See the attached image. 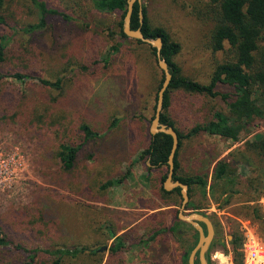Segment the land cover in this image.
I'll use <instances>...</instances> for the list:
<instances>
[{
  "label": "rangeland",
  "instance_id": "1",
  "mask_svg": "<svg viewBox=\"0 0 264 264\" xmlns=\"http://www.w3.org/2000/svg\"><path fill=\"white\" fill-rule=\"evenodd\" d=\"M42 1L65 12L69 20L49 16L45 26L30 31L41 21L27 0H8L2 12L9 20L3 33L10 38V48L27 59L22 65L23 60H14L6 68L19 65L22 72L52 82L62 78L63 89L46 88L37 79L25 84L12 78L2 81L0 146L18 147L26 169L11 188L0 192V228L14 243L0 248V264H54L57 256L45 250L76 247L85 250L62 256L61 264H183L186 247L195 241L191 228H183L180 238L163 230L152 239L157 227L172 226L182 206L172 210L162 201L161 178L168 169L153 166L144 155L151 144L163 75L151 46L122 38L121 14L99 11L92 0ZM142 5L151 25L165 28L182 45L176 61L183 74L209 83L222 55L208 44L211 22L205 15L206 2L143 0ZM115 46L118 51L112 50ZM218 90L232 92L224 85ZM226 107L220 97L174 91L167 114L187 133L213 120L217 111L227 112ZM83 124L99 137L87 140L79 131ZM263 133L264 120H256L236 143L206 133L184 140L179 175L208 174L211 184L219 161ZM83 139L77 170L67 174L56 157L58 146ZM240 173L243 185L231 204L223 206L225 197L220 202L202 198V191L195 197L215 225V238L226 245L211 250L213 264H235L230 242L236 232L244 242L249 228L264 244V220L254 219L252 213L258 206L264 215V194L255 199L258 194L249 183L257 174L243 167ZM125 176L119 186L103 189L109 180ZM118 243L123 249L112 255L111 248ZM17 245L39 252L31 261Z\"/></svg>",
  "mask_w": 264,
  "mask_h": 264
},
{
  "label": "trees",
  "instance_id": "2",
  "mask_svg": "<svg viewBox=\"0 0 264 264\" xmlns=\"http://www.w3.org/2000/svg\"><path fill=\"white\" fill-rule=\"evenodd\" d=\"M30 5L39 12V25L30 26V31L45 26L46 17L59 16L69 20V16L58 9L51 8L42 0H27ZM206 2L205 15L211 22V30L208 37V44L213 53L222 55L214 65L209 83L205 84L192 79L183 74L181 66L176 58L182 51V45L173 40L168 31L163 27H154L150 23L149 13L146 6L136 4L132 15V28L142 27V31L147 38L163 40L162 57L169 64L173 75L171 84L166 91L164 101V112L161 116V122L165 125H171L179 135V148L175 158L174 181H180L189 186L190 201L185 210H191L192 213L204 212V206L201 200H196L197 191H202V198H212L220 202L223 197V206L231 204L232 199L240 193L239 187L243 185L241 180L240 168L251 170L257 174L255 178L249 179L252 188L257 192L259 198L264 194V133L259 135L256 140L248 141L242 149L235 150L229 158L219 161L213 170L212 183L209 184V175H179L181 164L179 162V152L184 140L191 139L201 133L210 136L221 137L234 143L239 142L242 133L248 125L256 120H264V0H201ZM8 0H0V97L2 96V81L6 78H12L22 84L29 80H39L46 88L62 90L63 79L59 78L52 82L31 73H25L19 70V65L7 69L14 60L20 61L22 65L27 59L23 53L16 54L10 48V38L3 33V28L8 25V18L2 14L6 9ZM94 7L102 12L120 13L121 21L119 23V34L122 38H127L123 32V22L127 12V0H92ZM142 10L144 19L141 24L140 12ZM143 44V42L138 41ZM113 51H118L115 46ZM151 50L157 59V51L151 46ZM11 53H15L11 56ZM158 61V59H157ZM162 80L159 88L164 82V72L162 71ZM220 85L228 86L232 89L231 93H222L218 90ZM174 91H184L189 94L206 95L212 98L220 97L227 104V112L217 111L213 120L206 124L194 126L187 133L181 132L175 126V122L167 114L172 105V93ZM1 118V117H0ZM36 116L35 119L40 120ZM79 131L87 136V140L99 137L88 125H81ZM173 139L171 136L160 133L155 136L151 134V144L144 152L148 156L153 166H166L169 172L168 159L171 153ZM84 149V139L81 143H63L58 146L56 157L60 160L62 170L67 174H73L77 170L80 154ZM168 172L161 178V183H165ZM126 176L118 180H109L103 189L119 186L123 183ZM209 188V190H208ZM160 198L176 210L177 206H182L183 197L181 189L166 191L164 186L159 189ZM263 196V195H262ZM254 219L264 220V215L258 206L252 207ZM206 229V226L202 224ZM191 228L195 233L193 245L185 249L182 261L183 264H189V257L199 241V232L191 225L181 221L179 215L172 226L163 229L161 226L154 231L152 239H155L163 230L167 233H173L177 237H182L183 228ZM112 236V235H111ZM121 240V238H119ZM13 242L6 240L3 230L0 228V248L13 245ZM226 247L222 239L215 238L210 251L207 254L208 264H213L211 259V250L216 245ZM235 252V264H243V252L240 251L243 245V236L236 232L233 234V240L230 242ZM17 250H24L29 254L31 261L35 259L39 249H24L17 245ZM123 249V244L118 243L111 248L112 255H117ZM84 248L78 249H58L55 251L45 250L53 256H57L54 264H61L62 256L76 255ZM96 253V252H95ZM34 262V261H33ZM196 264H200L196 260Z\"/></svg>",
  "mask_w": 264,
  "mask_h": 264
},
{
  "label": "water",
  "instance_id": "3",
  "mask_svg": "<svg viewBox=\"0 0 264 264\" xmlns=\"http://www.w3.org/2000/svg\"><path fill=\"white\" fill-rule=\"evenodd\" d=\"M142 3L143 0H127V12L123 22V32L128 38L146 43L155 48L157 51L158 64L161 70L164 72L165 77L158 94L157 110L150 131L153 136L163 133L171 136L173 139V145L168 159L169 172L164 183V189L166 191H173L177 188L181 189L183 204L182 210L179 213V219L193 226L199 232V241L197 246L190 254L189 264H196L197 259L199 260L200 264H208L207 254L209 253L210 247L215 239V225L209 216H205L200 212L191 213L189 215L185 213L186 205L190 201L189 186L180 181H174L175 158L180 141L179 135L173 126L165 125L161 122V116L164 110L165 94L171 84L173 75L171 73L169 64L162 57L163 40L161 38H147L142 31V27L138 29L132 28L131 22L134 7L136 4L142 6ZM140 18L141 24H143L144 16L142 10L140 12ZM202 224L206 226V229L202 226Z\"/></svg>",
  "mask_w": 264,
  "mask_h": 264
},
{
  "label": "built area",
  "instance_id": "4",
  "mask_svg": "<svg viewBox=\"0 0 264 264\" xmlns=\"http://www.w3.org/2000/svg\"><path fill=\"white\" fill-rule=\"evenodd\" d=\"M26 169V158L16 147L0 146V192L11 188ZM243 264H264V244L247 228L243 242Z\"/></svg>",
  "mask_w": 264,
  "mask_h": 264
},
{
  "label": "bare ground",
  "instance_id": "5",
  "mask_svg": "<svg viewBox=\"0 0 264 264\" xmlns=\"http://www.w3.org/2000/svg\"><path fill=\"white\" fill-rule=\"evenodd\" d=\"M224 264H226V263H224Z\"/></svg>",
  "mask_w": 264,
  "mask_h": 264
}]
</instances>
